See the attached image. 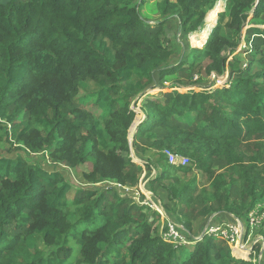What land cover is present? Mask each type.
I'll list each match as a JSON object with an SVG mask.
<instances>
[{"label": "trees", "instance_id": "obj_1", "mask_svg": "<svg viewBox=\"0 0 264 264\" xmlns=\"http://www.w3.org/2000/svg\"><path fill=\"white\" fill-rule=\"evenodd\" d=\"M146 2L0 0V264H254L216 236L165 240L155 229L161 214L143 194L137 202L114 186L78 187L70 199L61 171L3 155L4 137L24 143L34 134L29 147L53 163L92 162L91 183L137 188L152 167L131 156L133 101L173 77L167 91L145 97L133 148L137 156L169 149L189 164L166 163L149 190L166 192L161 204L191 234L217 212L246 221L264 202V0H227L210 36L194 43L201 48L175 62L162 39L168 18L150 23ZM224 4L162 0L158 11L190 34L211 10L209 32ZM243 34L245 67L229 60ZM227 67L229 85L196 90Z\"/></svg>", "mask_w": 264, "mask_h": 264}, {"label": "rangeland", "instance_id": "obj_2", "mask_svg": "<svg viewBox=\"0 0 264 264\" xmlns=\"http://www.w3.org/2000/svg\"><path fill=\"white\" fill-rule=\"evenodd\" d=\"M3 1H5V0H3ZM161 1L162 0H147L146 4L142 7V13H143L145 19L148 20L150 23L159 22V21L165 19V17L168 18V22H167L168 29H167V32L165 33V35L162 37V39H163L164 44L167 45L170 49H172V51H173L172 59L174 60V62L178 61L180 59H183L184 57H186L188 55V53L190 52V50L192 48L198 46V45H194L195 42L204 41L206 39V37L210 36L212 29L215 28L217 25L220 12L226 11V5H227V0H225L224 6L216 13V19L214 22L215 24L212 25L209 32H208L209 29L208 28L204 29V27L208 26L207 16L211 10L207 13L206 19H205L203 25L201 26V28L196 33L186 34L182 31V29L180 27V21L177 17L171 16V15H167V16L161 15V13L158 11V2H161ZM222 1H224V0H222ZM248 25L249 26L250 25L251 26L260 25V20L249 17L248 18ZM202 29H204V30L199 34V32ZM244 35L245 34H243L244 39H243L241 45L237 48L235 53H233L232 56L229 57V60H231L233 56H237L238 58L241 59V62H245V64H244V67H245V65L247 64L246 63V54H245V50L247 49V46H246V43L244 41L245 40ZM198 47L201 48V46H198ZM225 54L226 55L229 54L228 49L225 50ZM196 77H198V76H196ZM173 82H174V78L168 77V79L165 82H162V83L157 82L154 87L148 88L145 92H143V94H141L137 98H135V100L133 101V108L136 111L137 115H136V118H135L133 123H141L146 118V114L144 112V105H145L144 99H145V97L147 95H158L159 93H161L163 91H167L168 88H170L172 86ZM229 82H230V71H229V68L227 67L226 72L223 75L212 74L211 76H204L202 83H200L199 86H197L195 88H196V90L214 89L217 87H224L226 85H229L228 84ZM181 90L184 91L185 89L183 88ZM136 132H137V130L135 131V134H136ZM131 133H132V131H131V127H130L129 128V135H128L129 140H130ZM33 137H34V134H32L31 137H29L28 139H26L24 143H16L12 140H6L4 137L3 142L1 144L2 150H3V155L5 157H8V158L23 157L28 162L39 164L44 168L56 169V170L61 171L63 176L65 177V179L73 185V189H72L71 194H70V199L73 198L74 193L76 191V188H78V187L79 188L92 187V188H97V189H101V188L104 189V188L109 187V186H114L118 189V191L121 193L122 196H124V195L125 196H132L137 202H140V195L141 194L150 195L149 193H151L152 195H150V196L154 195L152 193V191L149 190L147 183L150 180V178H152L154 175L157 176L162 172L163 167L166 163L172 164V165H179V164H183V163H186L187 165L189 164V160L187 158L184 159V158H181L178 156H176L177 158H173V162H171V158H170L169 154L166 152L169 149H165V150H163V152H160V151L155 150V149H150V150L146 151L145 153H142V154L137 156V152L134 150V148H131V156H132V158H134V160H136L138 163L142 164L144 167L146 166V163H148V165L150 164L151 165L150 167H152L151 170L149 168L144 170V172L141 175L140 183H139L137 188H130V189L125 188L123 185H121V184L119 185L118 182H116L115 180H112V179H106L102 183L93 184L89 180H87L86 176H85L86 174H89L90 172L93 171L94 167H93L92 162L87 161L84 163H80L75 167L66 166L64 164V162H62V161L58 162V163H53L52 159H51V155L48 153V151H45L43 149L40 150L37 148L35 150H33L29 147L28 143H33ZM133 139H134V137L132 138V140ZM182 161H184V162H182ZM147 192H149V193H147ZM156 196L154 195V197H156L157 200L162 202V203L167 201L166 192L164 190H160ZM147 198L149 199V196H147ZM257 206H259L260 213H263L264 212V202L259 203ZM165 212L169 217H172V218L178 220L173 215H171L167 210H165ZM243 217H245V216H243ZM246 218L247 217H245V219ZM151 220H153V218H151ZM207 222L208 221L206 220L205 223L203 224V226L201 225L199 227V229H197L195 231V234H194L195 237L200 236L204 232V230L207 226ZM243 222L246 225H248L246 221H243ZM263 223H264V221H263ZM263 223L261 225H263ZM262 227L263 226L257 227L255 230L249 231L248 233L244 234V238H245V240H248L249 245L253 244V241L257 237L262 236V234L260 232ZM155 229H156V232L158 234H160L161 236L165 232H167L166 220L164 219L163 216H161L160 219L157 220V222L155 224ZM201 230L203 232H201ZM187 232H188L187 230H183V234H185L188 237ZM254 244L256 246L257 242ZM259 244L261 245L260 251L255 250V253L252 254L254 264H264V245L262 243H259ZM42 247L46 249V247L44 245H42ZM48 250H50V249H48Z\"/></svg>", "mask_w": 264, "mask_h": 264}, {"label": "built area", "instance_id": "obj_3", "mask_svg": "<svg viewBox=\"0 0 264 264\" xmlns=\"http://www.w3.org/2000/svg\"><path fill=\"white\" fill-rule=\"evenodd\" d=\"M170 158L171 162H173V158L181 157L186 159V157L179 156L177 154L172 153L170 150L166 151ZM188 159V158H187ZM189 160V159H188ZM184 162V161H182ZM180 165V164H179ZM181 165H187L186 163H183ZM145 176V175H144ZM120 185V184H119ZM125 188H128L124 186ZM144 192V191H143ZM149 193V192H147ZM145 194V193H144ZM152 195L151 193H149ZM150 195H145V200L143 203L149 205L152 209L159 212L161 216L164 217L166 220V230L162 237L165 240L171 241L176 246L179 245H187V244H193L197 241L202 240L206 235L210 236H216L222 240H224L232 249V252L237 255V252L239 254H246V256H251L255 253L254 248L255 244L262 243L264 245V238L263 236L257 237L253 244L249 245L248 240H245L244 234L248 233L249 231L255 230L257 227H260L261 224L264 221V212L260 213L259 206L254 207L250 210L247 216V224L246 225L243 220H238L235 223H222L219 225H212L211 221L207 224L204 232L197 237H194V239H190L185 234H183V230H186L182 225L171 219L165 212L163 205L160 201L157 200V198ZM125 196V195H124ZM149 196V199L147 198ZM251 238V237H250ZM237 251V252H236ZM245 256V255H241ZM254 261V260H253Z\"/></svg>", "mask_w": 264, "mask_h": 264}, {"label": "crops", "instance_id": "obj_4", "mask_svg": "<svg viewBox=\"0 0 264 264\" xmlns=\"http://www.w3.org/2000/svg\"><path fill=\"white\" fill-rule=\"evenodd\" d=\"M240 218L232 215V214H228V213H225V212H217V213H214L210 219H207V224L211 221V224L212 225H219V224H222V223H235L239 220ZM241 220V219H240ZM201 232H203L201 230ZM188 233V237L190 239H194L195 235L194 234H191L190 232H187ZM200 235V234H199Z\"/></svg>", "mask_w": 264, "mask_h": 264}, {"label": "water", "instance_id": "obj_5", "mask_svg": "<svg viewBox=\"0 0 264 264\" xmlns=\"http://www.w3.org/2000/svg\"><path fill=\"white\" fill-rule=\"evenodd\" d=\"M140 123H133L132 126H131V135H130V140H129V143H130V147L133 148V140L132 138L134 137L135 135V131L137 130V127Z\"/></svg>", "mask_w": 264, "mask_h": 264}, {"label": "bare ground", "instance_id": "obj_6", "mask_svg": "<svg viewBox=\"0 0 264 264\" xmlns=\"http://www.w3.org/2000/svg\"><path fill=\"white\" fill-rule=\"evenodd\" d=\"M246 253H247V252H246ZM246 253H245V254H246Z\"/></svg>", "mask_w": 264, "mask_h": 264}]
</instances>
